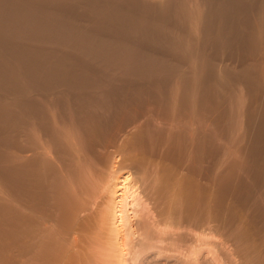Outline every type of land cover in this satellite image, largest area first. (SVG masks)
<instances>
[{
  "label": "bare ground",
  "instance_id": "6f19581e",
  "mask_svg": "<svg viewBox=\"0 0 264 264\" xmlns=\"http://www.w3.org/2000/svg\"><path fill=\"white\" fill-rule=\"evenodd\" d=\"M169 2L0 0V264H92L94 221L111 264H264V0Z\"/></svg>",
  "mask_w": 264,
  "mask_h": 264
},
{
  "label": "rangeland",
  "instance_id": "374dc122",
  "mask_svg": "<svg viewBox=\"0 0 264 264\" xmlns=\"http://www.w3.org/2000/svg\"><path fill=\"white\" fill-rule=\"evenodd\" d=\"M140 1V0H139ZM141 1H143L144 3L146 2V3H148V4H151V5H153L154 7H156V9H158V10H162V9H164L163 7L165 6V4H167V3H171V2H169V1H175V0H141ZM148 1V2H147ZM145 3V4H146ZM159 4V5H158ZM164 4V5H163ZM163 6V7H162ZM160 8V9H159ZM168 14L169 15V13L168 12H164V14ZM163 14V15H164ZM162 15V16H163ZM164 17V16H163ZM163 19H169V16L167 17L166 15H165V18H163ZM171 21H175V22H177V19L175 18H173V20H171ZM176 25H177V23H175ZM176 28V29H175ZM175 28H174V26H173V29H175L176 31H178L179 30V32L181 31V29H183L182 31L183 32H185L186 31V29H187V26H181V27H178V25L177 26H175ZM178 28V29H177ZM106 30V29H105ZM103 31V32H101V35L102 36H108V34L107 33H109V32H111V31ZM181 31V32H182ZM107 32V33H106ZM182 32V33H183ZM105 33H106V35H105ZM112 34V33H111ZM110 34V35H111ZM214 43H215V41H214ZM216 43H217V45L216 44H214V45H212L213 44V42H212V44L210 45V46H208L207 48H206V50H205V55L207 54L208 55V57H210L212 60H215V61H213V62H215L214 63V65L216 66H218V67H222L223 65H225V64H230V66H233V65H235V64H237L238 62L240 63V61L241 60H249V53H248V49H246L245 47H238V45H237V43H235L234 45H230V43L229 42H227L230 46H228V44L226 43V42H224V41H222V40H220V41H216ZM151 44H153V45H151ZM223 44L225 45V46H223ZM73 45V44H72ZM155 45H156V43H154V42H152V43H150L149 45H147L146 47H151L152 46V48L153 49H155V50H157L156 48H155ZM157 45H158V43H157ZM70 46V45H69ZM68 46V49L70 50L71 48H73V46H70L69 47ZM220 46V47H219ZM212 47V48H211ZM227 48V49H226ZM152 49V50H153ZM238 49V50H237ZM159 50V49H158ZM243 50V51H242ZM160 53H162V54H160ZM172 53L174 54V55H172ZM171 54L168 52V53H165L164 54V52L163 51H161V52H159V53H157L158 55H162V56H167V54H169L168 55V57H169V60H168V62H167V64H171V65H174V64H177V65H179V66H181V68L182 69H187L188 67H189V64L187 65V61H185L186 60V57H183V56H185V55H183L182 53H179L178 55H177V53H175V52H172ZM176 54V55H175ZM112 55V57L111 56H109V57H107V58H112L113 59V56H114V54H111ZM172 55V56H171ZM182 55V56H181ZM206 55V56H207ZM116 56V55H115ZM114 56V57H115ZM171 56V57H170ZM172 57H173V59H172ZM232 59V60H231ZM176 62H175V61ZM180 61V62H179ZM185 61V62H184ZM232 61V62H231ZM182 62V63H181ZM237 62V63H236ZM219 63V64H218ZM232 63V64H231ZM238 63V65L240 66V64ZM186 64V65H185ZM106 65V64H105ZM221 65V66H220ZM232 68V67H231ZM233 69H236V68H234L233 67ZM223 79H225L224 80V84L222 85V87H221V89H222V92L223 91H225V90H228V87H229V89H230V87L232 88V86H233V82H235V79L233 80V79H231V78H227V77H225V78H223ZM229 79V80H228ZM233 80V82H231ZM237 83V82H236ZM236 83H235V85L233 86V87H235V86H237L236 85ZM238 84V83H237ZM224 88H225V90H224ZM212 95L213 94V92H212V90H207V93H206V95ZM205 95V96H206ZM207 95V96H208ZM219 105H221V106H226V105H228V103H227V99L226 98H222L221 99V102H219ZM229 106V105H228ZM228 106H226V108L228 107ZM263 109L264 108H262V106L260 105L258 108H257V110H256V114H255V116H254V118H253V121H252V123H251V127H250V130H249V135H247V136H249V137H246V139L248 138V140H247V142H249L250 141V143H247L246 141H243L244 143V145H245V149H248V150H250V149H252V148H254V142H253V139L252 138H254V137H256L257 136V134H258V130H259V126L261 125V118H260V115L262 114V111H263ZM222 119V118H221ZM224 120V121H223ZM226 119H224V117H223V119L221 120V127L220 128H222L223 130L225 129V123H226V121H225ZM223 122H225V123H223ZM224 125V127H222ZM222 130V132L221 133H219V134H221L220 136H222L223 135V138H225V135L227 134V136L229 137H231V135H232V133H230L229 131H228V133L227 132H225V131H223ZM231 131V130H230ZM225 132V133H224ZM229 134H231V135H229ZM222 138V137H221ZM250 138V139H249ZM245 139V140H246ZM252 140V141H251ZM247 143V144H246ZM247 145V146H246ZM253 151L255 152V154L259 151L258 149H257V147H255L254 149H253ZM258 155V154H257ZM262 162V161H261ZM260 166V165H259ZM262 167V166H261ZM261 167H258V169H256V170H262V169H264V165H263V168L261 169ZM233 194V193H232ZM232 197V196H231ZM69 205L67 204V205H65V211L67 212H65V214H64V216H62V217H60V219H59V221L58 220H53V222L51 223L52 225H54L55 227V230H56V232H55V230H54V232L53 233H56V234H54L56 237H57V239L59 238V239H64V242H65V244L67 245L66 246V249H68V248H72V246H71V243H68L69 241H71V228H70V226H71V221L72 220H70L71 218H70V215H69V208H70V206L68 207ZM247 207V206H246ZM245 207V212H244V214H246V216L250 213V217L252 216V218H253V220H252V218H251V223H250V221H249V223H250V226L249 227H251L252 226V223H253V221H254V217H253V214H252V212H253V210L251 211V209H250V207L248 208H246ZM239 209H240V207H238ZM263 208H264V203H263ZM262 208V209H263ZM132 209V208H131ZM130 209V211H129V215H130V218H129V221H131L132 223H135L134 221H136L135 219V214L134 213H132V210ZM244 208H242V210H243ZM249 210V211H248ZM243 212V211H242ZM249 212V213H248ZM254 214L255 213H257V212H253ZM67 214V215H66ZM258 215H260V214H257V217L260 219V221L258 220V218H255V222L253 223V227L251 228V229H249V230H251V231H253V232H251L252 234H250V235H248L252 240H255V241H259L260 239H261V237H259V235H263L262 236V238L264 237V220H262V219H264V215H260V216H258ZM68 216V217H67ZM263 216V217H262ZM247 217H249V215L247 216ZM250 217H249V219H250ZM255 217H256V215H255ZM62 221V222H61ZM261 221H263V222H261ZM82 224L84 225V223L82 222ZM91 224V223H90ZM93 224L94 225H92V227L90 228V236H91V238H90V242H88V244H87V247H85V246H83L84 247V249L86 250V249H88V252H89V254H90V256H89V258H90V262L92 263V264H109L110 263V261L108 262V251H106V247H105V233H103V232H101L100 230H99V227L97 226V224H95V221L93 222ZM255 224V225H254ZM257 228V229H256ZM59 229V230H58ZM222 229H223V227H222ZM224 230V229H223ZM223 230H221V227H220V231L222 232ZM226 230L227 229H225L223 232H226ZM94 231H95V233H94ZM93 232V233H92ZM259 232V233H258ZM257 233V234H256ZM263 233V234H262ZM65 236V237H64ZM252 236V237H251ZM246 237L247 236H245V239H246ZM93 238V239H92ZM59 239H58V241H59ZM251 239H248L247 238V240H251ZM246 240V241H247ZM66 241H68V242H66ZM8 242H11V243H9V245H11V247L9 246V249H12V253L14 254H12L13 255V257L14 256H16L15 254H17V256H18V254L19 253H17L18 252V250H17V248L16 247H14L13 245H14V240H13V238H9L8 239ZM85 243V242H84ZM70 244V246H68ZM86 244V243H85ZM84 244V245H85ZM13 246V247H12ZM16 246V245H15ZM15 248H16V250H15ZM84 250V251H85ZM67 251V250H66ZM92 252V253H91ZM88 254V255H89ZM16 256V257H17ZM94 258V259H93ZM107 258V259H106ZM103 259V260H102ZM102 260V261H101ZM1 264H3V263H1ZM111 264V263H110Z\"/></svg>",
  "mask_w": 264,
  "mask_h": 264
}]
</instances>
